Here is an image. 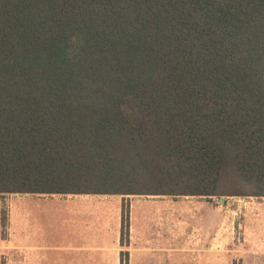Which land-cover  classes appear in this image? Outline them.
<instances>
[{"label":"trees","instance_id":"16d2710c","mask_svg":"<svg viewBox=\"0 0 264 264\" xmlns=\"http://www.w3.org/2000/svg\"><path fill=\"white\" fill-rule=\"evenodd\" d=\"M264 197V0H0V196Z\"/></svg>","mask_w":264,"mask_h":264},{"label":"crops","instance_id":"0c3cea01","mask_svg":"<svg viewBox=\"0 0 264 264\" xmlns=\"http://www.w3.org/2000/svg\"><path fill=\"white\" fill-rule=\"evenodd\" d=\"M5 196L0 264H235L237 253L243 264H264V197L233 207L204 197L146 207L131 201L125 240L122 200L132 196Z\"/></svg>","mask_w":264,"mask_h":264},{"label":"rangeland","instance_id":"374dc122","mask_svg":"<svg viewBox=\"0 0 264 264\" xmlns=\"http://www.w3.org/2000/svg\"><path fill=\"white\" fill-rule=\"evenodd\" d=\"M9 196H0V200H1V203H2V208L5 209V200L8 199ZM218 198H223V199H226L227 202H229V204L231 205L232 204V207L234 205H237L239 204L238 201L239 200H242L244 198L242 197H235V196H222V197H212V201L213 203L217 202V199ZM197 199H199L198 197H194V198H190V197H177V198H170V197H164V196H132V197H128V198H124L122 200V205H123V209H124V213H123V216H124V223H123V226H121V233L123 234L122 238L126 240V236L125 235V232L128 231V226H129V205L131 203V201H134L136 202L137 201V204L140 205V207H146L147 204H156V205H159V204H162L161 202H169V201H172V202H176L175 204L179 205L181 203H186V201H191V200H194L196 201ZM238 200V201H237ZM245 200V199H244ZM149 201V202H147ZM161 201V202H159ZM218 203V202H217ZM146 205V206H145ZM156 209H160L161 207H155ZM177 213H180L179 211ZM195 220L196 218L193 220V227L196 228V223H195ZM240 245L242 247V240L240 239ZM238 244V243H237ZM240 255V256H239ZM242 253H237V256H236V262L235 264H243V257H242Z\"/></svg>","mask_w":264,"mask_h":264},{"label":"water","instance_id":"95a60500","mask_svg":"<svg viewBox=\"0 0 264 264\" xmlns=\"http://www.w3.org/2000/svg\"><path fill=\"white\" fill-rule=\"evenodd\" d=\"M217 202L220 203V204H222L224 202V199L223 198H218L217 199Z\"/></svg>","mask_w":264,"mask_h":264}]
</instances>
